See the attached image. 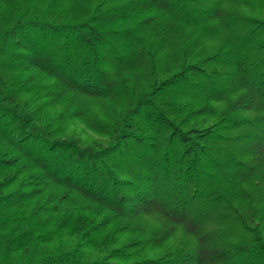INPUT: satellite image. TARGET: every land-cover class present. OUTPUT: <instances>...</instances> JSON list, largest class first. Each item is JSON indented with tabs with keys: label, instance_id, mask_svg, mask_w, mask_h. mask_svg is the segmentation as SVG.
I'll list each match as a JSON object with an SVG mask.
<instances>
[{
	"label": "trees",
	"instance_id": "1",
	"mask_svg": "<svg viewBox=\"0 0 264 264\" xmlns=\"http://www.w3.org/2000/svg\"><path fill=\"white\" fill-rule=\"evenodd\" d=\"M0 264H264V0H0Z\"/></svg>",
	"mask_w": 264,
	"mask_h": 264
}]
</instances>
